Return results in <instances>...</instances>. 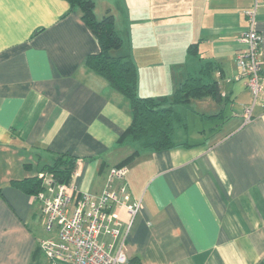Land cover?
<instances>
[{
  "label": "crops",
  "instance_id": "1",
  "mask_svg": "<svg viewBox=\"0 0 264 264\" xmlns=\"http://www.w3.org/2000/svg\"><path fill=\"white\" fill-rule=\"evenodd\" d=\"M257 1L264 67V0ZM254 2L120 0L117 12L108 7L121 50L137 68L139 95L170 96L205 62L215 66L221 91L212 112L196 111L220 113L208 132L190 141L187 127L176 126L179 144L142 150L126 163L129 193L114 214L133 264L264 263V95L245 121L242 105L252 96L235 64L248 27L243 9ZM99 51L66 0H0V264L47 263L40 205L10 181L67 153L77 157L70 184L99 194L109 168L133 151L117 143L131 122L128 98L84 64ZM134 200L139 208L131 217Z\"/></svg>",
  "mask_w": 264,
  "mask_h": 264
},
{
  "label": "built area",
  "instance_id": "2",
  "mask_svg": "<svg viewBox=\"0 0 264 264\" xmlns=\"http://www.w3.org/2000/svg\"><path fill=\"white\" fill-rule=\"evenodd\" d=\"M258 1L243 9L248 27L238 38L235 64L239 75L246 79L252 101L242 105L245 121L252 116L253 106L264 95V67L260 60L261 36L255 29ZM126 164L113 165L108 170V183L99 194L77 191L72 184L54 180L50 173L37 171L43 189L32 197L40 205L45 235L39 239L47 259L46 264H128L124 251L125 233H121L114 207L120 196L128 194ZM117 183V184H115ZM139 201L128 206L134 216ZM111 240H101L102 236Z\"/></svg>",
  "mask_w": 264,
  "mask_h": 264
},
{
  "label": "trees",
  "instance_id": "3",
  "mask_svg": "<svg viewBox=\"0 0 264 264\" xmlns=\"http://www.w3.org/2000/svg\"><path fill=\"white\" fill-rule=\"evenodd\" d=\"M66 1L71 8L79 9L81 19L99 42L100 51L87 55L84 64L103 77L113 89L126 96L130 102L131 122L120 134L117 143L131 144L134 148L116 165L126 164L142 150H166L179 144L174 139L175 128L187 127L184 116L178 110L180 106H187L192 99L208 98L215 102L221 101L219 83L212 76L215 66L211 62L202 64L197 73H189L170 96L139 95L137 68L130 55L121 50L125 42L114 27L113 14L107 12L97 18L94 0ZM188 50L191 54H196V43L190 44ZM201 115L216 117L220 113ZM76 160L77 157L67 153L57 154L51 163L44 164L37 171H46L55 181L69 184ZM10 184L32 196L43 189L36 174L21 180H12ZM128 264H133L132 260L129 259Z\"/></svg>",
  "mask_w": 264,
  "mask_h": 264
},
{
  "label": "rangeland",
  "instance_id": "4",
  "mask_svg": "<svg viewBox=\"0 0 264 264\" xmlns=\"http://www.w3.org/2000/svg\"><path fill=\"white\" fill-rule=\"evenodd\" d=\"M120 0H98L99 4L96 3L97 8L100 9V11H96L95 15L97 18L102 17L105 15L107 12L111 13V11L114 10V12H117L116 9L118 10V5L117 2ZM111 6L112 9L111 11H108V7ZM98 14V15H97ZM116 15V13H115ZM140 64V63H139ZM140 67V66H139ZM211 100L208 98L204 99H192L188 107L185 106H180L178 109H183L182 113H186V123H187V138L190 141L196 140L197 138H200L199 130H203L205 132H208L210 127H212L215 123L219 122V118L211 119L213 117H206L202 116L198 112H205V113H210L212 112V109L210 106L214 105V102H210ZM212 103V104H211ZM202 116V117H201Z\"/></svg>",
  "mask_w": 264,
  "mask_h": 264
}]
</instances>
